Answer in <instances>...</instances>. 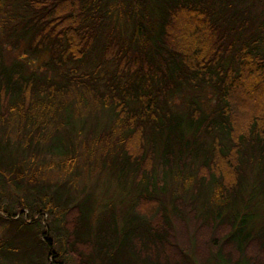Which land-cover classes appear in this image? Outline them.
<instances>
[{
	"label": "trees",
	"instance_id": "obj_1",
	"mask_svg": "<svg viewBox=\"0 0 264 264\" xmlns=\"http://www.w3.org/2000/svg\"><path fill=\"white\" fill-rule=\"evenodd\" d=\"M80 135L117 205L29 169ZM0 223V264H264V0H0Z\"/></svg>",
	"mask_w": 264,
	"mask_h": 264
},
{
	"label": "rangeland",
	"instance_id": "obj_2",
	"mask_svg": "<svg viewBox=\"0 0 264 264\" xmlns=\"http://www.w3.org/2000/svg\"><path fill=\"white\" fill-rule=\"evenodd\" d=\"M24 55V56H23ZM6 61L9 64L14 58H17L19 56H23L24 60H27L28 62V68L31 69H44L45 66L44 61L48 58L46 54L41 53V54H35V55H31L28 53H21L19 50L13 49V48H9L6 52ZM48 74H52V72L47 71ZM71 96H75V94L73 93ZM206 97H208L209 99H212V96L209 93L205 94ZM69 96H65L64 98H66ZM181 101L178 102V105H181ZM81 108V112L77 111L75 113V117H72L71 119L75 120V124L77 125L78 122V118H80L81 116H83L84 120H87V126L88 128H91V126H94L96 123V117L97 115H100L101 112H99V109H95L92 110L91 105L89 107H80ZM103 120L100 121V124L104 123V118L101 117ZM7 121L5 122L4 126H7V130L9 131L8 133H10V136L13 137L14 136V127L10 128L12 124V121L8 123L7 125ZM91 133V132H90ZM96 135H94L93 137L95 138ZM86 139V142L88 143H93V138L89 139V137H85V135H80L77 140H73L74 141V150L73 152H75L76 156L81 155V153H84L85 150H87V148L85 149V144L83 143V141ZM92 141V142H91ZM102 142V141H101ZM100 146H102V144H100ZM44 157L40 160H38L36 158V163H30L29 164V169L31 171L36 170L38 167H40L41 169L44 170V175H46L47 177H49L48 182H51L52 184H57L63 187V185L65 186V183H67L68 181L70 182V186H69V194L70 195H75L78 198L83 197L86 193H91L92 197V201L93 199L97 200L98 202L103 201L102 203H108V202H113L114 204H118L120 198L122 197V195L119 193L118 188H116L115 182H113L110 177L108 176V174L101 168H99V164L97 163V165L95 163H93V165H91L89 167V169H82V157L78 156L77 158V167H81L80 170L78 171L76 176H70L67 177L64 175V173H62L58 168H50V170H48V165L51 162H57L59 160H61L63 158V155H55V154H51L49 155V153L47 154L46 152H43ZM39 161V162H38ZM95 164V165H94ZM4 194H8V197L3 198V201H7L8 203L14 201L13 196L15 195V192L13 190V188L9 185L6 187V190L3 192ZM192 227L189 226L188 229H185V233L188 235L186 241L188 242H193V238L191 237L192 233H193V229H191ZM4 229V225H2L0 223V233L3 231ZM177 230V229H175ZM210 235V232L207 233L206 235H203L204 238L208 239V236ZM211 240V239H210ZM191 244V243H190ZM192 246V244H191ZM207 256V255H206ZM198 258V257H197Z\"/></svg>",
	"mask_w": 264,
	"mask_h": 264
}]
</instances>
